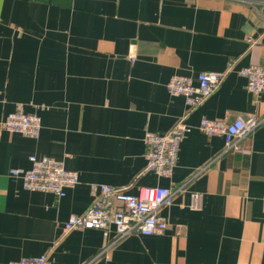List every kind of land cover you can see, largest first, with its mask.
I'll use <instances>...</instances> for the list:
<instances>
[{"label":"crops","instance_id":"obj_1","mask_svg":"<svg viewBox=\"0 0 264 264\" xmlns=\"http://www.w3.org/2000/svg\"><path fill=\"white\" fill-rule=\"evenodd\" d=\"M251 64L264 67V0H0V264L42 254L51 264H264V94L238 72ZM202 71L227 72L188 112L167 83H197ZM18 105L40 116L39 138L3 127ZM240 114L261 121L243 150L199 129L202 117ZM182 117L191 131L173 175L145 171V133ZM32 155L62 161L79 182L60 198L25 189L10 171ZM91 183L181 190L160 210L163 233L65 231L92 205Z\"/></svg>","mask_w":264,"mask_h":264},{"label":"built area","instance_id":"obj_2","mask_svg":"<svg viewBox=\"0 0 264 264\" xmlns=\"http://www.w3.org/2000/svg\"><path fill=\"white\" fill-rule=\"evenodd\" d=\"M252 40V39H250ZM231 67H229L230 69ZM228 69V70H229ZM227 71H202L197 76V83L189 76L173 75L167 88L172 95L185 98L187 110L190 112L200 106L220 85ZM239 74L246 78V87L254 95L264 94V67L251 64L241 68ZM260 120L253 116L237 115L231 122L225 119L202 117L199 129L207 135H220L225 139V151L243 150L240 141L253 131ZM3 127L9 132L20 133L31 138H39L41 134V118L35 113H28L21 105L8 114ZM191 126L184 117L177 121L167 133L147 131L145 143V171L154 172L159 176L171 177L178 162L180 145ZM31 167L28 169L13 168L10 173L22 180L23 187L30 191H46L58 198L66 195L68 188L79 182L76 171L67 169L62 161L49 156L30 157ZM94 195L92 205L84 212L72 214L65 222V231L84 228L108 230L114 226L116 239L130 234L152 235L163 233L169 227L166 217L160 214L164 207L171 206L175 193L181 187L143 186L138 194L128 191L126 186L102 183H91ZM202 195L192 194L193 208H199ZM106 246L101 254L108 257ZM95 259L83 264H93ZM8 264H51L48 254L10 260Z\"/></svg>","mask_w":264,"mask_h":264}]
</instances>
